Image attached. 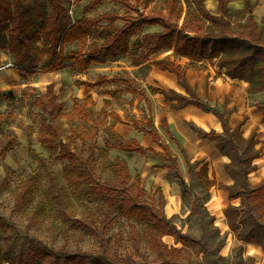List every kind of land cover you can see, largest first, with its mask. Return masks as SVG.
Wrapping results in <instances>:
<instances>
[{
	"label": "rangeland",
	"instance_id": "1",
	"mask_svg": "<svg viewBox=\"0 0 264 264\" xmlns=\"http://www.w3.org/2000/svg\"><path fill=\"white\" fill-rule=\"evenodd\" d=\"M41 1L49 12L46 0ZM90 1L93 0H77L76 13L73 18L67 14V1H63L66 18L68 17L69 24H72L69 26L71 27L70 37L62 45L67 55H72L73 50L84 44H100L105 37L103 27L106 22H102L90 30L80 29L77 26V21L81 17L94 18L105 12H113L119 16L134 14L118 0H103L86 11L85 7ZM179 1L183 12H185V0ZM252 1L255 3L254 16L261 24V19L264 18V0ZM26 2L32 3L33 0H26ZM205 4L208 9L212 8L211 1H205ZM242 7V0H233L229 3L231 13ZM140 8L147 14L160 10L165 11V0H152L147 7ZM192 8H195L194 4ZM181 20L179 24H181ZM242 22H245V19ZM115 24L120 26L123 21L118 20ZM262 24L264 37V22ZM161 30L162 26L156 25L151 31ZM141 35L138 32L130 37L131 49L134 42L141 38ZM37 45L36 62L41 65L46 57L47 45L42 39L38 41ZM133 57L132 53L120 54L115 61L92 63L84 72L75 70L72 67V60L68 59L65 62V67L58 71L35 72L33 75H26L18 68L9 65L14 62L13 56L6 47L0 48V145L5 143L8 138L14 140L11 150L0 158V216L12 224V228H0V256L7 250L16 253L20 248L23 235L26 233L37 236L47 244H53L56 247L65 243L70 249L80 248L96 251L100 247V237L73 228L67 220L68 217H85L88 213H95L99 217V222L104 218L110 220L101 238L110 251L120 254L130 253L139 259L143 256L152 263L236 264L237 259L238 264H264V250L252 242L244 243L243 249L239 250L241 242L236 239L235 234L226 223L223 213L226 206L230 203L234 205L240 203L239 199L229 201L227 191L217 184L218 182L233 183L232 177L225 169L226 163H232L228 157L225 156V163L215 157L207 160L197 159L201 163L195 167V181H197V171L203 163L207 164L209 179H215V183L211 185L208 192L204 190L197 192L200 201L209 215L213 217V222L203 232L191 212L192 199L196 191L190 187L191 180L184 155L175 141L162 128L161 117L155 126L163 141L169 145L172 152L173 150L176 152L174 155L181 178L176 177L171 169L161 167L162 164H167L161 157L153 158L150 153L141 155L135 152H120V150L109 149L105 146V139H112V131H117L115 128L117 123L124 125V129L117 133L123 139H129L131 130H138L134 122L141 124V122H146L149 117L152 118L156 111L159 113L162 111L157 108L155 112L153 111L158 100L152 86L170 89L167 87L169 77L174 74L153 66H132ZM163 58L173 60L181 67H185L190 77L198 78V71L201 69L208 70L210 76L213 74L216 80L221 83L220 85L227 87L226 91L231 92H218L217 88L210 94H206L202 100L223 113L230 127L237 130V137L239 134L245 140L251 133H254L264 143V132H262L264 130H260L259 121H255L257 117L255 116L256 104L264 100V89L258 92L247 90L245 92L248 83L242 80L227 84V81L224 80H227V76L223 70L218 69L216 60L189 63L188 58L175 55L173 48L160 50L153 54L149 61ZM195 66L200 69L198 70ZM117 74L123 77L133 76L139 86L138 91H143L151 100L150 107L139 92L133 94L117 90V87L123 86L120 82L105 83L93 89H88L86 86V88H82L84 85L81 82L84 80H96L100 76L109 77ZM49 84L53 85L58 101L63 102V109L57 112L55 119L63 127L65 136L74 134L71 140L73 150L88 157L90 150L93 149L90 162L102 181L118 183L119 177L113 168V163L117 158H120L130 176L128 185L132 183L135 175L139 174L147 197L156 199V203L158 202V189L162 191L165 201L164 213L168 220L164 223L165 231L158 235V242L155 246L147 244V233L151 227L145 222L125 217L111 201L90 194L88 192L89 183L87 179L78 176L77 168L73 167L68 160L56 157L57 146L48 149L39 142L41 124L45 115L33 103V99L35 95L45 93ZM84 91H90L94 100V104L87 107L91 115L89 120L74 111L73 98L79 94L83 101L86 97ZM104 106L107 113L118 112L122 122L116 121L109 115H101L100 110ZM170 108L174 109L172 106ZM259 110L262 112V109ZM213 116L219 124L218 117ZM250 121L251 125L247 124L250 134L245 137L242 129L245 123H250ZM203 122L204 128L212 127L208 121ZM262 123L264 124L263 121H261V125ZM83 131H88L89 134L85 133L81 137L75 136L76 133ZM190 131L193 134L192 137L201 139L197 137L196 132ZM221 133H224L223 128ZM203 141H206L207 145H212L210 140ZM258 144L259 140L255 148H258ZM192 145L194 146V144ZM29 146L34 148L40 160H36L29 153ZM157 149L160 150L159 147ZM189 149L191 147H185V154L191 162L196 161L193 159L194 155H190L193 152L188 151ZM259 149L261 153L256 159L258 170L248 175L252 187L264 180V145L259 146ZM214 151V154L217 155V150ZM184 184L189 187L184 188ZM27 185H29L28 201L23 208L12 215L11 210L19 193ZM252 200L255 204L261 202L258 198ZM262 201L264 202V199ZM131 223L135 225L140 238L136 246L131 237Z\"/></svg>",
	"mask_w": 264,
	"mask_h": 264
},
{
	"label": "trees",
	"instance_id": "2",
	"mask_svg": "<svg viewBox=\"0 0 264 264\" xmlns=\"http://www.w3.org/2000/svg\"><path fill=\"white\" fill-rule=\"evenodd\" d=\"M64 0H46L49 12L41 0H33L32 3L26 0H0V48L6 47L13 56L14 62L22 73L33 75L35 72H54L65 67L66 60H72V67L79 71H86L94 62L106 59L114 60L118 54H126L129 51L130 37L141 31L143 25L157 24L162 26L161 31L145 33L140 41H136V49L142 48L134 63H140L148 59L160 50L173 48L175 55L188 58L189 63L216 60L218 69L223 70L229 79L242 80L248 83L249 92H258L264 89V37L263 22L259 24L254 16L255 3L252 0H242L243 7L231 13L229 3L232 0H217L216 13L206 8L205 0H185L186 10L183 12L179 0H165V11L145 13L140 7H147L152 0H118L129 8L134 14L119 16L113 12H105L94 18L84 16L77 21V26L90 30L94 26L106 22L103 29L105 37L100 44L89 43L72 51L67 55L62 47L69 39L68 17L66 18L63 6ZM103 0H93L85 7L89 11ZM194 4L195 8H192ZM122 20L123 24L117 26L115 23ZM182 19V20H181ZM245 19V22L242 20ZM181 20V24L179 21ZM7 36V38H6ZM43 40L47 45L46 57L41 65L36 62V50L38 41ZM146 66H154L162 71L174 74L178 83L185 89V94L175 90H163L152 87L154 92L163 95L166 101H175L171 106L179 109L188 104L211 110L223 128L224 133H218L211 129L204 131L192 122H186L188 127L196 132L199 138L212 140L219 153L232 160L226 163L225 169L232 177V184L216 182L220 188L227 191L228 200H240L238 205L228 204L224 209V216L229 229L241 242L239 250L243 249L244 243H256L264 250V180L255 186H251L248 180L250 172L257 169L255 159L259 151L255 148L257 140L252 134L243 139L237 130L231 128L223 113L210 107L203 101L187 80L185 67L176 64L175 61L166 58L157 59ZM200 69L199 67H196ZM120 81L124 87H117L121 92H138L146 100L148 107L150 102L143 91L132 78L121 75H113L110 78L100 76L94 81H82L81 84L94 88L109 82ZM107 92V91H103ZM33 103L38 106L45 117L42 120L39 142L45 148L52 149L57 146L56 157L68 160L76 167L79 177L87 179L89 193L96 197H103L111 201L120 212L127 218L138 222H145L149 227L147 244L155 246L158 242V235L165 231L164 223L168 220L164 213V195L158 189V202L152 197H147L146 190L141 185V177L136 174L130 185V176L124 162L117 158L113 168L119 179L118 183H107L102 181L96 174L89 156L84 157L81 153L72 148V136H65L63 127L55 119L57 112L63 109V102L58 101L53 85L47 86L46 92L34 96ZM10 104V103H9ZM74 111L91 119L88 110L89 105L94 104L91 95L82 101L81 98H73ZM12 105V104H11ZM262 109V121L264 122V100L256 104ZM100 114L111 116L116 121L122 122L118 113H107L105 106L101 108ZM94 127L95 123L93 122ZM134 125L152 138L153 143L160 148L145 147L136 138L123 139L116 131H112L111 138L105 139V146L109 149L122 150L128 153L161 156L167 164L163 168L171 169L175 176L181 178L176 157L169 145L163 141L152 118L146 122ZM162 128L166 134L178 145L184 155L190 187L196 193L192 199V214L199 228L205 232L207 226L213 222L205 206L200 201L197 192L204 190L208 192L215 179H209L207 164L203 163L197 171L195 181V167L201 162H191L184 152L178 140L174 138L169 130L165 119L162 120ZM88 131L76 133L81 137ZM239 133V132H238ZM92 135V134H91ZM65 138V139H64ZM14 140L8 138L0 145V158L7 154L12 148ZM241 144H243L241 146ZM29 153L40 160L34 148L29 146ZM28 186L20 191L14 206L11 210L13 215L24 207L29 198ZM189 187L184 184L183 187ZM253 198L261 202L255 204ZM70 225L82 232L100 237V247L96 251L83 249H70L67 244L59 247L47 244L37 236L29 233L23 235L21 245L16 253L10 250L4 251L0 256V264H165L164 262L152 263L142 256L136 258L130 253L120 254L110 251L105 242L101 239L102 233L108 227L110 220L102 219L95 213H88L85 217H68ZM6 218L0 216V228H12ZM130 231L134 245L139 243V234L133 223ZM206 244V243H205ZM239 261L236 259V264Z\"/></svg>",
	"mask_w": 264,
	"mask_h": 264
},
{
	"label": "crops",
	"instance_id": "3",
	"mask_svg": "<svg viewBox=\"0 0 264 264\" xmlns=\"http://www.w3.org/2000/svg\"><path fill=\"white\" fill-rule=\"evenodd\" d=\"M206 2H207V0H205ZM209 1H211V4H212V8L211 9H209L211 12H213V13H216V12H214L215 10L217 11V0H209ZM233 1V0H232ZM206 5V4H205ZM207 8V7H206ZM208 9V8H207ZM120 20V19H119ZM157 24H152V25H143V27H142V29H141V31L139 32V33H141L142 35L143 34H145V33H152V32H157V31H151V30H153V28H155V26H156ZM138 34V33H137ZM141 35V36H142ZM141 39V38H140ZM140 39L139 40H136V41H140ZM135 41V42H136ZM134 42V43H135ZM136 44V43H135ZM133 47H134V49H133ZM133 47H132V49H131V47H130V45H129V51L126 53V54H128V53H132L133 55H134V57H133V59H132V66H145V67H147L146 65L147 64H149V63H151L150 61H149V59H150V57H152L153 56V54L151 55V56H149L148 57V59L147 60H145V61H143V62H140V63H134L133 61L136 59V57H137V55H138V53L142 50V48H141V50L139 51V49H136L135 48V46H134V44H133ZM171 49V48H170ZM138 51V52H137ZM136 54V55H135ZM155 54V53H154ZM118 55H120V54H118ZM117 55V56H118ZM116 59V58H115ZM115 59L114 60H110V59H106V60H104V61H100V62H94V63H106V62H109V61H115ZM157 60V59H156ZM154 61V60H153ZM154 67V66H153ZM156 68V67H155ZM199 70V69H198ZM209 74V71L208 70H200V71H198V78H195L194 76H192V77H190L189 76V74H188V70H187V72H186V77H187V80H188V83L192 86V87H194V89H195V91H196V94L201 98V99H204V96L206 95V94H210L211 92H213V90H215V89H217L218 88V92L220 91V92H231V91H226V90H228V88L227 87H222L220 84L221 83H219L217 80H216V78L214 77V75L212 74V76H210V75H208ZM223 74V73H222ZM224 75V74H223ZM113 76V75H112ZM225 76V75H224ZM111 76H109L108 78H110ZM125 77H127V76H125ZM128 78H132V79H134L135 80V78H133V76H131V77H128ZM225 81H227V84H232V83H230V82H238V81H240V80H236V79H228V77H227V80L226 79H224ZM229 80V81H228ZM84 81H94V80H84ZM136 81V80H135ZM221 81H222V79H221ZM118 82H120V81H118ZM137 82V81H136ZM169 85L167 86L168 88H170V89H168V90H175L176 92H178V93H180V94H185L186 92H185V89L178 83V81H177V79H176V77L174 76V75H171V77H169ZM167 82V83H168ZM218 82V83H217ZM115 83V82H114ZM121 83V82H120ZM208 86V87H207ZM86 88V87H88V86H86L85 87V85L84 86H82V88ZM98 87V86H97ZM119 87H124V85L123 86H119ZM152 87H157V86H152ZM206 87H207V93H206ZM82 88H80V90H81V92L83 93V91H82ZM90 87H88V89H89ZM95 88V87H94ZM157 88H159V89H163V90H166L165 89V87L164 88H161V87H157ZM90 89H93V88H90ZM168 90H166V91H168ZM222 90V91H221ZM231 90V89H230ZM246 90L248 91V84H247V87H245V92H246ZM233 92V91H232ZM84 93H86V95L85 96H88V95H91L92 93H90V91H84ZM127 93V92H126ZM129 93V92H128ZM155 95L157 96V103H156V107L153 109V111L155 112L156 111V108L157 109H161L162 111H160V113H159V111H156V113L154 114V116H152V120H153V123H154V125H156L157 124V122H158V120H160V117L162 118V120L163 119H165L166 120V122H167V125H168V128H169V130L172 132V135L174 136V138L176 139V140H178V142L180 143V145L183 147V149H184V151H185V147H187V148H189V147H191V149H189L188 151H190V152H193V154H190V155H194L193 157V159H195V160H197V159H210V158H213V157H215L216 159H221V161L222 162H224L225 163V160H226V157L225 156H223V155H221L220 153H219V151L217 150V148L215 147V143L212 141V140H210L211 142H212V145H207V143H206V141H203V140H208V139H203V138H201V139H196V138H194V137H192L193 136V134H192V132L190 131V130H192V129H190L189 127H188V125H186L187 123L186 122H192V123H194L197 127H199L200 129H202V130H204V131H209V130H211V129H213V130H215L216 132H218V133H221L222 132V126H221V123H220V121H219V124H217V121L215 120V118H214V116L213 115H215L214 113H212L211 112V110H208V109H204V108H200V107H198V106H196V105H192V104H188V105H186V106H184V107H182V108H179V109H176V108H174V109H171L170 108V106H171V104H173V103H175L174 101H166L165 99H163L164 97L162 96V94H160V93H155ZM80 96L81 95H77L76 97H78V98H80ZM92 96V95H91ZM215 96H217V95H215ZM148 97V96H147ZM161 98V99H160ZM148 99H149V97H148ZM149 101H150V104H151V100L149 99ZM210 107H212L211 105H210ZM249 109V108H248ZM260 108H258L257 107V109H256V111H255V116H257L256 117V119H255V121L256 120H258L259 121V123H258V126H260L261 128H260V130H264V124L262 123V125H261V121H262V112H260V110H259ZM116 113H118V112H116ZM213 115H212V114ZM119 114V113H118ZM190 115V116H189ZM120 116V115H119ZM121 118V117H120ZM199 119V120H198ZM203 121H208L209 123H211V125H212V127L210 128V129H207V128H204V126L202 125V122ZM201 123V124H200ZM204 123V122H203ZM247 124H248V126H250L251 125V121H250V123H248V122H246L245 123V125H244V127H243V129H242V131L244 132V136L246 137V136H248L249 134H250V132H249V129L247 130ZM115 128H116V130L117 131H119V132H121V130H123L124 129V125L123 124H121V123H117L116 124V126H115ZM256 128V125H255V127H254V129ZM190 129V130H189ZM205 129H207V130H205ZM246 129V130H245ZM116 131V132H117ZM193 131V130H192ZM194 132V131H193ZM262 132H264V131H262ZM196 134V133H195ZM252 134H254V133H251V135ZM120 135V134H119ZM197 135V134H196ZM251 135H249V136H251ZM121 136V135H120ZM146 136H148V137H146ZM248 136V137H249ZM122 137V136H121ZM198 137V136H197ZM247 137V138H248ZM131 138H136L139 142H140V144L141 145H143V146H145V147H153V148H158L154 143H153V141H152V138L149 136V135H147V134H145V133H143V131H141L140 129H138V130H131ZM130 139V138H129ZM145 139V140H144ZM203 139V140H202ZM255 139L257 140V142H258V140H259V144H258V148H256L258 151H259V156H260V153H261V151H260V149H259V146L260 147H262L263 145H264V143H263V141H262V139H260L259 137H256L255 136ZM128 140V139H127ZM184 144V145H183ZM192 144H194V146L192 145ZM257 144V143H256ZM255 144V145H256ZM185 146V147H184ZM193 146V147H192ZM171 149V148H170ZM157 150H159V149H157ZM172 150V149H171ZM214 150H217V155L216 154H214ZM120 152H125V151H122V150H120ZM175 151L173 150V153H174ZM176 153V152H175ZM174 153V154H175ZM149 154V153H148ZM152 155V154H151ZM258 156V157H259ZM151 157H153V158H160L161 156H154V155H152ZM257 157V158H258ZM162 158V157H161ZM256 158V159H257ZM256 159H255V161H254V163H256V165H257V169L256 170H258V163L256 162ZM163 165V164H162ZM256 170H254V171H256ZM254 171H252V172H254ZM252 172H250V173H252ZM249 173V174H250ZM248 180H249V178H248ZM262 182V181H261ZM223 184H229V182L228 183H223ZM259 184V183H258ZM257 185V184H256ZM223 213H224V211H223Z\"/></svg>",
	"mask_w": 264,
	"mask_h": 264
},
{
	"label": "built area",
	"instance_id": "4",
	"mask_svg": "<svg viewBox=\"0 0 264 264\" xmlns=\"http://www.w3.org/2000/svg\"><path fill=\"white\" fill-rule=\"evenodd\" d=\"M68 3V9H67V14L69 17L73 18L75 16L76 10H75V5L77 3V0H66ZM72 24H69L68 26H71ZM13 67H17L13 63L9 64ZM7 66V65H6Z\"/></svg>",
	"mask_w": 264,
	"mask_h": 264
},
{
	"label": "water",
	"instance_id": "5",
	"mask_svg": "<svg viewBox=\"0 0 264 264\" xmlns=\"http://www.w3.org/2000/svg\"><path fill=\"white\" fill-rule=\"evenodd\" d=\"M181 182L183 183V182H184V180L182 179V180H181Z\"/></svg>",
	"mask_w": 264,
	"mask_h": 264
}]
</instances>
